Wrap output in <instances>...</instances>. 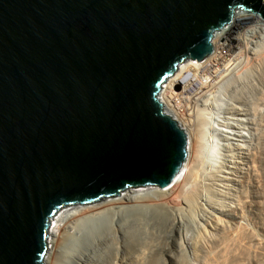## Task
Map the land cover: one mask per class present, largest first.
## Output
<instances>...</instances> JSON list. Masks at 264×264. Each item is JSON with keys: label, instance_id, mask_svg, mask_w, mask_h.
<instances>
[{"label": "water", "instance_id": "water-1", "mask_svg": "<svg viewBox=\"0 0 264 264\" xmlns=\"http://www.w3.org/2000/svg\"><path fill=\"white\" fill-rule=\"evenodd\" d=\"M264 0H0V264H44L53 219L170 186L189 138L160 93Z\"/></svg>", "mask_w": 264, "mask_h": 264}, {"label": "bare ground", "instance_id": "bare-ground-1", "mask_svg": "<svg viewBox=\"0 0 264 264\" xmlns=\"http://www.w3.org/2000/svg\"><path fill=\"white\" fill-rule=\"evenodd\" d=\"M250 20L257 23L259 25L257 27L264 31V21L258 15L240 10L235 14L230 25L215 34L212 40L214 52L200 62L191 59L182 63L160 93L166 112L179 122L189 138L188 158L170 186L166 188L147 186L142 188L141 191L143 192H140V189L130 188L121 193L120 196L107 197L94 203L65 209L53 219L50 247L44 264H65L64 258L69 259L70 264H96L93 261L94 258L92 259L88 255L85 244L88 241L81 237L82 234L86 233L92 236L93 244L97 246L108 244L109 249H111L97 264H189L182 237V221L179 211L183 208L184 203L189 204L191 199L196 197L193 189L191 191L186 190L189 183L193 184L199 178L198 152L204 149L202 144L204 142L202 141L205 139V131L203 129L199 132V128L197 129L200 121L203 122L204 119L200 120L201 118L199 119L197 117L199 115L196 116V114L198 111L206 110V108L215 109L214 101L219 95L221 84L224 82L226 87H230L233 80L239 85L241 81H238L243 76L240 73V65L242 67L245 64H250V61L254 59L253 57H257L264 48L263 38L260 40L249 39L248 32L250 30L242 35L237 32V36H234L233 30L237 26L241 28ZM224 51L226 52L224 53ZM251 67L249 66V68ZM188 71L194 74L197 83L200 84L194 93L190 92L191 87L195 85L192 81L189 83L185 81V84L177 85L182 75ZM220 74L222 75L219 76ZM254 74L249 81L247 80L249 82L248 87L245 85L242 87L249 88L250 95L245 93V96L241 97L244 93L240 92L239 97L236 98V100L238 99L237 104H241V110L244 111L253 109L254 112H258L262 103L264 105L262 87ZM243 80L246 82V79ZM218 99L220 98L218 97ZM218 101L220 102V100ZM218 101L216 100V102ZM218 103L216 104L218 105ZM261 120L263 119L261 118ZM259 121H257V125L260 124ZM238 125H233V128L239 127ZM241 137L245 136L241 133ZM261 139L264 140V138ZM262 140L261 143H263ZM208 142H210L209 139H207ZM259 145L257 144L258 148H261L260 150L253 148L255 151L249 154L252 169L247 173V178L252 180V188L254 189L252 190L254 197L250 201L251 196L245 194L243 189L245 186H251V184L249 181L243 180L241 182L243 186L239 193L241 205L239 210H235V212L241 213V216L242 214L243 216L249 214L255 217L258 208L264 210V149H262L264 144L261 147ZM237 148L243 149L239 144H237ZM60 221L64 224H59ZM218 221L221 220L217 219L216 222ZM88 222L91 224L88 225ZM227 227H223L220 240L217 241V239L212 242L203 259H199L201 263L213 264V261L218 260L212 255L214 249H220L219 253H222L223 256L231 242L232 244H239L250 238L239 226L236 229L229 227L231 232ZM236 232L237 237L233 236V233L236 235ZM166 234L169 237L165 243L161 244L160 238ZM67 242H73L80 248V251L67 249L69 247Z\"/></svg>", "mask_w": 264, "mask_h": 264}, {"label": "rangeland", "instance_id": "rangeland-1", "mask_svg": "<svg viewBox=\"0 0 264 264\" xmlns=\"http://www.w3.org/2000/svg\"><path fill=\"white\" fill-rule=\"evenodd\" d=\"M257 26L259 25L254 23V21H247L241 28H238L237 26L236 29L233 30L234 36H237V32H240L242 35L250 30L248 32V35H250L249 39H264V31ZM225 52L226 51H224V53ZM253 58L254 59L252 60L250 59V64H245L246 66L244 65L242 67L240 65V73L243 75L238 81H241V83H239L240 86L237 82L234 83L233 80L230 87H226L223 82L220 86V92L218 93L220 99L217 97L214 101L215 109L206 108V110L208 109L207 111L204 109L198 111V114H196V116L199 115L197 117L199 119L201 118L200 120L204 119L203 122L197 119L203 124L199 123L197 127V129L199 128L198 131H203V129L205 131V139L202 141L204 143L201 142L204 145V149H201V151L198 152L199 178L196 182L193 184L189 183L186 187V190L188 191L193 189L196 197L191 199L189 204L184 203L182 206L183 208L179 211L180 219L182 221V237L183 242L185 243L184 245L189 264H203L199 259H203L204 254L209 251V246L212 242H215L217 239V241L220 240L222 229L227 226L230 232V228L236 229V227L239 226L244 233L250 236L248 239L252 242L248 239L239 244H232L231 242L223 256L222 253H219L220 249H214L212 255L218 260L215 262L213 261V264H264V210L258 208L255 212V217L249 214H245L244 216L242 214V217L241 213L235 212L236 209L239 210V206L241 205L239 193L240 190L243 189V186L241 185L243 180L245 182L249 181L251 184V186H245L243 189L245 194L247 193L248 196H251L249 201L254 197V191H252L254 190L252 188L253 182L251 183L252 180H248L247 178V173L252 169L249 154L255 151V148L259 150L261 149L258 148L257 144H260V147L264 144V140L261 139L264 138L263 103L258 112H254L255 110L253 109H248L249 112L251 110L253 111V113L252 111L249 113L246 112L248 110H241V104H237L238 99L236 100V98L239 97L238 94L240 92L244 93L241 97H244L245 93L246 95H250L247 85H249L248 81L254 73V77L258 78L260 82L264 96V48L257 57ZM249 66H252L253 68H249ZM243 79H246L248 84ZM185 81L186 83L192 81L195 84L191 87V93H194L200 87V84L196 81V77L190 71L185 73V75H182L177 85L180 83L185 84ZM244 85L247 87L242 88ZM180 89H182V86H180ZM216 100H220V102L218 101V103ZM216 103H218V105ZM261 118L263 120H261ZM257 121H259L260 124L257 125ZM236 124H239V127L233 128V125ZM241 133L245 137H241ZM207 139H209L210 142L207 143ZM261 140L263 143H261ZM237 144L241 145L243 149L237 148ZM211 148L213 152L210 151ZM262 149H264V146ZM139 189L140 192H143L141 191V187L134 190ZM252 205L254 206L255 204ZM256 215H258V218H256ZM217 219L221 220L220 222L218 221L219 224L216 222ZM59 224L62 225L64 222L60 221ZM87 224L90 225L91 222H88ZM207 229L209 230L206 231ZM240 229L239 232H241ZM235 234L236 235L233 233V236L237 237V232ZM81 237L89 242L85 243L87 247L86 249L88 255L91 256L92 259L94 258L93 261L96 264L99 263L100 259H102L109 250H111L109 249L110 247H108V244L103 246L93 244L92 236L89 233L82 234ZM168 237L169 235L167 234L163 235V237L160 238L162 242L160 239H157V241H160L161 244L165 243ZM84 240L82 241L85 242ZM67 244L69 246L67 249L70 248L80 251V248L74 245L73 242H67ZM219 255H221L220 258ZM63 262L65 264H70V261L67 258H64Z\"/></svg>", "mask_w": 264, "mask_h": 264}]
</instances>
